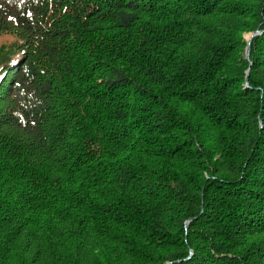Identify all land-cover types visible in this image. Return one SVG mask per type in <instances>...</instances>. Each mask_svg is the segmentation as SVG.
I'll use <instances>...</instances> for the list:
<instances>
[{
	"label": "trees",
	"instance_id": "obj_1",
	"mask_svg": "<svg viewBox=\"0 0 264 264\" xmlns=\"http://www.w3.org/2000/svg\"><path fill=\"white\" fill-rule=\"evenodd\" d=\"M4 34L0 264H264V0H0Z\"/></svg>",
	"mask_w": 264,
	"mask_h": 264
},
{
	"label": "rangeland",
	"instance_id": "obj_2",
	"mask_svg": "<svg viewBox=\"0 0 264 264\" xmlns=\"http://www.w3.org/2000/svg\"><path fill=\"white\" fill-rule=\"evenodd\" d=\"M251 35V33L245 34L246 39ZM13 40V36L11 34H4L0 37V44L2 42H9ZM248 40V39H247Z\"/></svg>",
	"mask_w": 264,
	"mask_h": 264
},
{
	"label": "water",
	"instance_id": "obj_3",
	"mask_svg": "<svg viewBox=\"0 0 264 264\" xmlns=\"http://www.w3.org/2000/svg\"><path fill=\"white\" fill-rule=\"evenodd\" d=\"M258 33H259L258 31L253 32V33H251V35L247 38V39H248L247 57H248V55H249V53H250V43H251V40H252V38H253L255 35H257ZM168 264H169V263H168Z\"/></svg>",
	"mask_w": 264,
	"mask_h": 264
}]
</instances>
